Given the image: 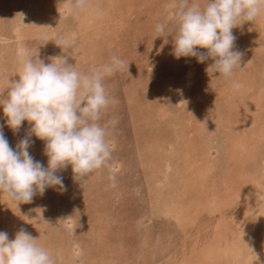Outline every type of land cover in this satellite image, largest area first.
<instances>
[{"label":"rangeland","instance_id":"obj_1","mask_svg":"<svg viewBox=\"0 0 264 264\" xmlns=\"http://www.w3.org/2000/svg\"><path fill=\"white\" fill-rule=\"evenodd\" d=\"M71 3L0 0V95L26 53L81 72L121 58L125 69L104 80L116 104L100 121H118L112 156L82 181L59 170L67 190L30 203L0 193V231H27L55 264H264V16L233 29L243 55L225 80L207 72L212 60L177 59L173 37H157L158 23L175 31L179 0H88L77 17ZM6 119L0 106L15 148L31 125L13 132ZM30 139L47 167L44 141Z\"/></svg>","mask_w":264,"mask_h":264},{"label":"clouds","instance_id":"obj_2","mask_svg":"<svg viewBox=\"0 0 264 264\" xmlns=\"http://www.w3.org/2000/svg\"><path fill=\"white\" fill-rule=\"evenodd\" d=\"M88 7V0H72L68 13L77 17ZM262 16L264 0H179L175 31L164 23H158L155 31L157 37H173L177 59L195 57L199 63L212 60L207 72L227 80L240 67L243 55L235 50L237 37L233 29L247 22L254 24ZM55 44L62 51L69 47L63 36H57ZM19 63V78L9 80L6 94L0 95L7 126L13 132H18L25 121L31 125L13 148L0 124V193H6L17 205L32 202L35 195L42 196L49 187L66 191L63 177L57 172L69 165L74 179L82 181L108 164L112 156L109 125L118 121L100 123L108 108L116 104L115 98L107 94L104 80L126 67L115 55L88 72L78 71L67 57H53L45 63L26 53ZM232 86L236 90L240 87L237 82ZM32 136L44 141L47 167L29 152ZM109 179V186L115 187V177ZM0 264L55 261L37 238L21 229L11 240L7 232L0 231Z\"/></svg>","mask_w":264,"mask_h":264},{"label":"bare ground","instance_id":"obj_3","mask_svg":"<svg viewBox=\"0 0 264 264\" xmlns=\"http://www.w3.org/2000/svg\"><path fill=\"white\" fill-rule=\"evenodd\" d=\"M1 6V5H0ZM5 8V7H4ZM83 19V18H82ZM5 205V204H4ZM6 206V205H5ZM12 210V209H11ZM3 213V212H2Z\"/></svg>","mask_w":264,"mask_h":264}]
</instances>
